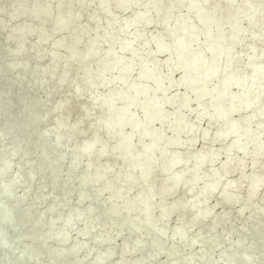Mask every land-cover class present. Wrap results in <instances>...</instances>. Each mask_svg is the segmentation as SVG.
I'll return each mask as SVG.
<instances>
[{
    "label": "bare ground",
    "instance_id": "6f19581e",
    "mask_svg": "<svg viewBox=\"0 0 264 264\" xmlns=\"http://www.w3.org/2000/svg\"><path fill=\"white\" fill-rule=\"evenodd\" d=\"M0 128V264H264V0H0Z\"/></svg>",
    "mask_w": 264,
    "mask_h": 264
},
{
    "label": "rangeland",
    "instance_id": "374dc122",
    "mask_svg": "<svg viewBox=\"0 0 264 264\" xmlns=\"http://www.w3.org/2000/svg\"><path fill=\"white\" fill-rule=\"evenodd\" d=\"M86 11H90V9H88V8H86ZM116 13H118V12H116ZM86 15V14H85ZM85 15H84V17H83V20H84V18H85ZM132 15V12L130 11V12H128L125 16H127V17H130ZM14 23H12V25H13ZM157 31H161V29L160 28H158V27H156V26H150L148 29H147V32H148V34L149 35H152V34H155ZM90 35H93V29H92V31H90ZM35 41V38L34 37H32L31 38V40H29V43L30 44H32L33 42ZM167 57V55L166 54H161L160 56H159V60L160 61H163V60H165V58ZM166 70H164V72H165ZM180 74H181V72L180 71H177L176 73H175V77L174 78H178L179 76H180ZM79 86H80V84H81V80H77V82H76ZM108 92V89L107 88H103V89H101V93H103V94H106ZM171 93L172 94H174V95H180L181 93H183V89L182 88H174L173 90H171ZM55 100H57V99H55ZM83 103H85V102H83ZM196 114V113H195ZM193 116H194V114H192V115H190V118H193ZM78 118V113L77 112H74V113H72L71 114V120L72 121H75L76 119ZM52 125H53V123H48L47 125H46V127H48V128H51L52 127ZM201 125H202V128H206L207 127V122L206 121H203L202 123H201ZM157 130H159V127L158 126H156L155 127V131H157ZM0 132H1V128H0ZM169 135V134H168ZM204 145H205V143H204V141L201 139V138H199L198 139V141L196 142V144H195V146H194V148L196 149V150H202V148L204 147ZM215 150H217V151H219V150H221V145L219 144V143H215L214 144V147H213ZM222 158H223V155H220V157L218 158V160L216 161V165H218L221 161H222ZM245 166H246V170H249V168H250V163H249V161L248 160H246L245 161ZM13 172H15V169H13ZM235 178H237V172H233V173H231V174H229L228 176H227V179H235ZM157 186L160 184V182H159V180H157L156 181V183H155ZM22 191H23V187H19L18 188V193L19 194H21L22 193ZM262 195H264V190H263V193H262ZM238 208V205H236V206H234L233 207V210H236ZM222 210V208H221V206H217V209L215 210L216 212H220ZM175 221H176V223H175ZM178 223V221H177V219H176V217L175 218H173L172 219V221H171V225H175V224H177ZM81 224V225H80ZM76 225H77V227H76ZM83 225V223H81V222H77V223H75V226H74V229L72 230V232H71V236H72V238H75L76 237V230L77 229H79V228H81V226ZM242 226V222L241 221H236L235 222V228L236 229H240V227ZM76 228V229H75ZM231 236V241H232V239L233 240H235V238H236V235L233 233V236H232V234H230ZM86 244H88V245H90V244H92L91 242V239H87L86 241ZM121 242V240L120 239H118L117 241H116V243H120ZM106 246H103V248H105ZM226 249H229V243H227V244H225V246H224V250H226ZM117 257L118 256H115V259L114 260H116L117 259Z\"/></svg>",
    "mask_w": 264,
    "mask_h": 264
}]
</instances>
